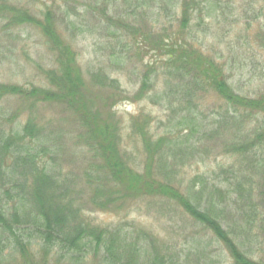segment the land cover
Listing matches in <instances>:
<instances>
[{"label": "rangeland", "instance_id": "obj_1", "mask_svg": "<svg viewBox=\"0 0 264 264\" xmlns=\"http://www.w3.org/2000/svg\"><path fill=\"white\" fill-rule=\"evenodd\" d=\"M185 1L188 4V0H0V84L46 85L44 71L57 68L54 47L35 24H17L8 10L27 9L38 19L51 10L55 29L77 56L87 110L103 109L97 123L84 127L64 103L38 100L32 107L34 100L9 94L0 99V131L21 132L33 113L43 135L32 146L48 147L50 169L78 189L80 197L74 205L96 224L122 229L129 239H137V231L146 228L159 237L158 252L164 250L182 264H234L221 241L172 200L120 199L116 204L122 209L114 210L110 204L106 211L93 204L97 182L90 186L87 177L105 179L111 172L103 154L94 150L92 132L109 120L114 130L117 125L120 129L118 146L132 170L144 174L152 160L156 177L170 181L184 195L193 193V201L215 210L224 226L233 230L241 250L251 251L253 259H264L260 244L264 241V143L246 154L231 151L241 137L247 144L252 142V125L264 120V109L243 102L232 106L206 83L207 91L194 112L201 126L188 143V125L178 127L179 121H188L184 94L188 80L176 78L173 70L181 62L171 59L162 64L161 53L149 46L160 34L172 35L176 41L183 33L187 43L221 66L220 77L235 94L264 101V0H197L189 26L183 28ZM108 77L119 81L118 92L110 93ZM50 83L47 89L56 91ZM109 96L115 97L110 100L115 102L110 114L104 109ZM143 126L150 152L140 132ZM262 131L259 127L258 133ZM163 151L169 161L166 167L159 163ZM29 204L28 196L11 201L18 208ZM99 256L91 254L87 263L101 264Z\"/></svg>", "mask_w": 264, "mask_h": 264}, {"label": "trees", "instance_id": "obj_2", "mask_svg": "<svg viewBox=\"0 0 264 264\" xmlns=\"http://www.w3.org/2000/svg\"><path fill=\"white\" fill-rule=\"evenodd\" d=\"M197 5V0H188V4L186 1L183 4L180 21L183 28L189 26ZM20 9L22 8L11 6L8 12L13 14L12 18L17 24H35L43 31L49 44L54 47L51 49L56 52L57 68L44 71L47 78L45 86L0 84V99L9 94L22 95L25 99L35 101L31 104L32 107L38 100L64 103L77 113L80 125L85 127L97 123L103 109L95 113L87 110L82 90L85 81L77 65V56L71 45L64 41L55 29L52 11L47 10L44 17L38 19L29 10L19 11ZM181 34H178L176 41L171 40L172 35L160 34L149 46L161 53L162 64H167L171 59L181 62L176 63L173 70L176 78L182 79L185 76L188 80V88L184 91V94L188 95L185 100L188 101V121L185 120L188 123H178V127L182 124L188 125V143L196 136L195 133L201 126L194 112L202 98L201 94L207 91V84L232 106L243 105V102L246 107L264 109L263 100L245 99L235 94L228 84L222 81L221 66L217 65L213 58H208L198 51L189 40L187 43V39L185 41L184 35ZM262 43L264 45V41ZM154 67L156 65L151 68ZM49 81L57 88L56 91L47 89ZM108 83L110 93L118 92L120 87L116 78L108 77ZM108 99H105L104 109L110 114L113 113L111 106L115 103L111 104L110 100L115 97L109 96ZM263 122L264 120L260 121L259 126H256V122L252 125L251 134L254 139L250 144L244 142L241 137L233 144L231 151L246 154L253 147L263 146L260 145L264 143ZM259 127L263 130L261 133H258ZM144 129L143 126L140 132L144 136L146 149L150 152L152 145L149 139H146ZM41 134L43 135L42 128L33 113L27 116L21 132L12 128L7 133L0 131V264H52V259L55 264H59V261L88 264L87 259L91 254L95 257L100 255L101 264H182L164 250L158 252L159 237L154 232L141 227L137 231V239H129L122 229L96 224L84 214L83 208L76 207L75 201L80 197L76 194L78 189L70 187L66 180L60 179L50 169L46 160L50 151L48 147L43 143L32 146L34 140L40 139ZM120 135L118 125L114 130L112 123L106 119L92 132V140L97 146L94 150L103 154L106 167L111 172L105 179L87 177L86 181L90 186L97 182L96 192L91 198L98 209L110 210V204L115 205L114 210L122 209V206L116 204L120 199L128 203L148 196L163 197L176 202L188 216L221 241L234 264H264V259L251 258V251L246 250V254L241 250L233 230L224 226L215 210L203 209L199 201L196 203L192 200L191 188L189 190L192 194L184 195L170 181L156 177V174L152 173V160L146 165L144 174L132 170L133 168L125 163L123 151L119 149ZM159 163L164 167L168 165L167 151L160 154ZM15 196L21 199L28 196L29 207L12 206L11 201ZM261 227L264 232V224H261ZM256 242L258 243V240ZM260 244L264 246V241Z\"/></svg>", "mask_w": 264, "mask_h": 264}]
</instances>
